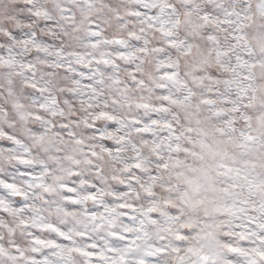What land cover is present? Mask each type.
<instances>
[{"label":"snow or ice","instance_id":"6c2138e0","mask_svg":"<svg viewBox=\"0 0 264 264\" xmlns=\"http://www.w3.org/2000/svg\"><path fill=\"white\" fill-rule=\"evenodd\" d=\"M0 264H264V0H0Z\"/></svg>","mask_w":264,"mask_h":264}]
</instances>
